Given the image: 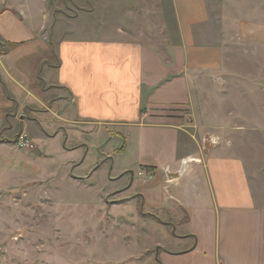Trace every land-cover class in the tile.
I'll list each match as a JSON object with an SVG mask.
<instances>
[{"label": "crops", "instance_id": "1", "mask_svg": "<svg viewBox=\"0 0 264 264\" xmlns=\"http://www.w3.org/2000/svg\"><path fill=\"white\" fill-rule=\"evenodd\" d=\"M263 100L264 0H0V174L120 158L123 264H264Z\"/></svg>", "mask_w": 264, "mask_h": 264}, {"label": "rangeland", "instance_id": "2", "mask_svg": "<svg viewBox=\"0 0 264 264\" xmlns=\"http://www.w3.org/2000/svg\"><path fill=\"white\" fill-rule=\"evenodd\" d=\"M260 133L256 130L255 136ZM258 141V147L244 146L255 162L264 158L262 136ZM122 146L123 139L115 140V150ZM57 151L54 145L50 162L33 164L29 159L19 170L0 174V264H123L124 253L153 242L154 235L147 242L139 235L136 242H130L119 217H108L105 211V205L116 199L109 192L124 185L110 180L111 174L124 172L120 158L99 161L93 155L97 150L91 149L81 176L87 174L88 183L97 185L86 191L80 184L64 187L57 178L46 177L61 164ZM122 160L131 159L125 156Z\"/></svg>", "mask_w": 264, "mask_h": 264}, {"label": "built area", "instance_id": "3", "mask_svg": "<svg viewBox=\"0 0 264 264\" xmlns=\"http://www.w3.org/2000/svg\"><path fill=\"white\" fill-rule=\"evenodd\" d=\"M17 145L20 148L24 149H34V145L32 144L30 138L28 137L27 134L23 133L18 136L17 139Z\"/></svg>", "mask_w": 264, "mask_h": 264}]
</instances>
